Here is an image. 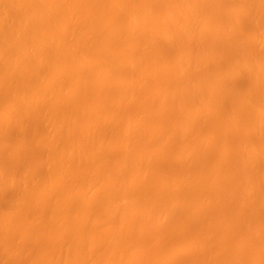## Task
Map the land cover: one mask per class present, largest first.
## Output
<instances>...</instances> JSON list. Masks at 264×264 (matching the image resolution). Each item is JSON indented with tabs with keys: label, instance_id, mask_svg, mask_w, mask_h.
I'll return each instance as SVG.
<instances>
[{
	"label": "bare ground",
	"instance_id": "1",
	"mask_svg": "<svg viewBox=\"0 0 264 264\" xmlns=\"http://www.w3.org/2000/svg\"><path fill=\"white\" fill-rule=\"evenodd\" d=\"M0 264H264V0H0Z\"/></svg>",
	"mask_w": 264,
	"mask_h": 264
},
{
	"label": "rangeland",
	"instance_id": "2",
	"mask_svg": "<svg viewBox=\"0 0 264 264\" xmlns=\"http://www.w3.org/2000/svg\"><path fill=\"white\" fill-rule=\"evenodd\" d=\"M190 253H191V251H190ZM190 253L188 252V254L186 253L185 254V257L187 258V257H189V255H190ZM193 253V252H192ZM193 255V254H192ZM191 256V255H190Z\"/></svg>",
	"mask_w": 264,
	"mask_h": 264
}]
</instances>
